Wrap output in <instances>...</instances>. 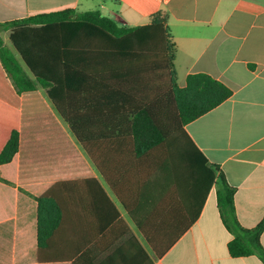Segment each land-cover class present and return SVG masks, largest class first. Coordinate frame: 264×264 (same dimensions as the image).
Wrapping results in <instances>:
<instances>
[{"label":"trees","instance_id":"16d2710c","mask_svg":"<svg viewBox=\"0 0 264 264\" xmlns=\"http://www.w3.org/2000/svg\"><path fill=\"white\" fill-rule=\"evenodd\" d=\"M167 23L164 11L147 26L129 28L99 11L67 9L0 24V181L8 183L1 167L18 157L17 185L38 202L39 262L61 259L43 255L62 222L59 195L76 192L89 176L109 200L39 87L125 206L126 196L151 194L158 204L169 194L172 204H184L193 223L215 187L221 219L234 235L229 254L256 255L264 262V220L252 229L240 225L236 189L185 130L233 90L206 74L190 75L185 87L178 86ZM3 32H9L12 47ZM143 235L157 257L169 250ZM132 239L138 261L144 255L151 264ZM88 244L76 243L69 256L73 264L89 256ZM105 252L112 258L122 250Z\"/></svg>","mask_w":264,"mask_h":264},{"label":"crops","instance_id":"0c3cea01","mask_svg":"<svg viewBox=\"0 0 264 264\" xmlns=\"http://www.w3.org/2000/svg\"><path fill=\"white\" fill-rule=\"evenodd\" d=\"M67 9L99 11L129 28L151 24L159 11L168 14L178 86L185 87L190 75L206 74L233 90L229 99L185 130L236 189L240 225L258 226L264 220V0H0V24ZM8 35L2 33L6 44ZM38 91L109 200L89 176L83 177L76 192L59 195L62 222L43 255L61 259L41 263L38 202L17 185L16 157L1 167L8 183L0 181V264H73L69 256L80 241L89 242V256L80 264H148L144 255L138 261L133 237L151 264H264L256 255L234 258L229 254L234 235L221 219L215 187L204 205L199 204L193 223L184 204H172L169 194L164 197L166 203L158 204L152 203L151 194L126 196L125 206L55 113L45 89ZM145 233L152 235L157 247L169 250L157 257ZM175 234L182 235L168 245ZM261 243L264 247V233ZM108 248L122 252L109 258L111 251L103 253Z\"/></svg>","mask_w":264,"mask_h":264},{"label":"rangeland","instance_id":"374dc122","mask_svg":"<svg viewBox=\"0 0 264 264\" xmlns=\"http://www.w3.org/2000/svg\"><path fill=\"white\" fill-rule=\"evenodd\" d=\"M5 39H6L7 44L12 47L9 35L7 37H5Z\"/></svg>","mask_w":264,"mask_h":264}]
</instances>
